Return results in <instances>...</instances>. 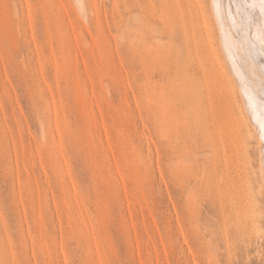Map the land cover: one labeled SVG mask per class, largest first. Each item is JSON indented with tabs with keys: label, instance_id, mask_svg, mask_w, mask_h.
<instances>
[{
	"label": "rangeland",
	"instance_id": "374dc122",
	"mask_svg": "<svg viewBox=\"0 0 264 264\" xmlns=\"http://www.w3.org/2000/svg\"><path fill=\"white\" fill-rule=\"evenodd\" d=\"M219 35L215 0H0V264H264Z\"/></svg>",
	"mask_w": 264,
	"mask_h": 264
},
{
	"label": "bare ground",
	"instance_id": "6f19581e",
	"mask_svg": "<svg viewBox=\"0 0 264 264\" xmlns=\"http://www.w3.org/2000/svg\"><path fill=\"white\" fill-rule=\"evenodd\" d=\"M203 6H205L204 3ZM215 10L219 17L221 43L225 55V62L231 70L230 74L239 86V91L248 110H246V113L250 115L253 126L257 128L260 134L258 137L260 136L261 179L264 185V0H215ZM241 11L243 12L242 14ZM205 36L208 40L211 35L207 34ZM210 39L215 38L212 37ZM215 43L213 44L215 45ZM213 44H210L211 48L214 46ZM222 46L220 47L222 48ZM211 55L213 56V54L210 53V58L212 57ZM218 56L221 55L219 54ZM220 59L219 57L218 62ZM218 62L214 63L217 64ZM221 62L223 65V61ZM219 73L221 74V72ZM227 78L230 79L225 76V81ZM222 79L223 77H220V80ZM228 81L231 83L230 80Z\"/></svg>",
	"mask_w": 264,
	"mask_h": 264
}]
</instances>
